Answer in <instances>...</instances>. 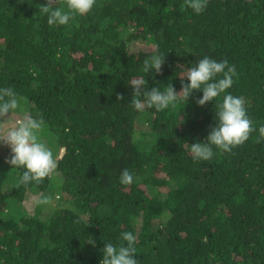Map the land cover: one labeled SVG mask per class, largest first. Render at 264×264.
I'll return each mask as SVG.
<instances>
[{"label":"trees","instance_id":"16d2710c","mask_svg":"<svg viewBox=\"0 0 264 264\" xmlns=\"http://www.w3.org/2000/svg\"><path fill=\"white\" fill-rule=\"evenodd\" d=\"M45 4L0 0V87L45 120L42 138L58 155L57 171L26 188L0 144V264H101L104 241L124 231L137 236L139 264H264V0H207L201 14L185 0H96L53 27L39 14ZM137 40L153 50L133 48ZM154 52L165 63L146 74ZM204 55L236 66L229 91L257 128L209 161L188 145L215 126L214 102L200 106L194 90L186 105L138 112L129 85L180 92L188 81L177 73ZM124 168L131 185L119 181Z\"/></svg>","mask_w":264,"mask_h":264},{"label":"clouds","instance_id":"9594fccd","mask_svg":"<svg viewBox=\"0 0 264 264\" xmlns=\"http://www.w3.org/2000/svg\"><path fill=\"white\" fill-rule=\"evenodd\" d=\"M185 4L196 14L203 13L207 8V0H185ZM95 6L96 0H66L63 5H58L57 0H46L45 5H39V14L46 17V23L50 27L66 26L77 15L91 13ZM165 58L166 55L160 52L147 55L142 62L143 72L159 73ZM236 74V66L228 59L218 60L204 55L199 57L198 63L177 73L188 81H181L180 92H177L172 83L149 89L147 80H132L129 85L134 96L130 105L138 112H161L175 109L182 102L186 105L194 90L202 91L203 95L197 103L204 106L214 102L216 123L204 141L197 140L186 145L195 160L209 161L217 150L231 152L257 131L248 114L245 98L229 91ZM21 101L22 97L13 87H0V144L10 146L12 155L8 163L21 170L20 183L27 188L50 178L58 169V157L42 138L45 120L23 108ZM258 132L259 138L264 139V124L259 126ZM134 180L135 177L128 168L120 172L119 181L122 185H131ZM50 200L51 197L43 196L38 203L48 204ZM136 241L137 236L133 231L122 232L116 242L104 241L101 264H139ZM87 242L93 245L96 243L92 237Z\"/></svg>","mask_w":264,"mask_h":264},{"label":"rangeland","instance_id":"374dc122","mask_svg":"<svg viewBox=\"0 0 264 264\" xmlns=\"http://www.w3.org/2000/svg\"><path fill=\"white\" fill-rule=\"evenodd\" d=\"M152 45L153 44H151L150 41H148V40H137V41L134 42L133 48L140 49V50L151 51V50H153V46ZM21 103L23 104L24 102L21 101ZM25 109H27V107ZM13 119H16V117H14ZM6 146L11 151L10 146H8V145H6ZM59 156H60V153H59ZM57 157H58V155H57ZM26 206H27L26 210H27V213L29 215H34L36 213L35 205L27 204V205H25V207ZM43 212H46V211L44 210Z\"/></svg>","mask_w":264,"mask_h":264}]
</instances>
